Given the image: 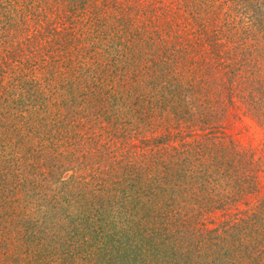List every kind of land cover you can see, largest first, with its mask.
Returning a JSON list of instances; mask_svg holds the SVG:
<instances>
[{
	"label": "trees",
	"instance_id": "16d2710c",
	"mask_svg": "<svg viewBox=\"0 0 264 264\" xmlns=\"http://www.w3.org/2000/svg\"><path fill=\"white\" fill-rule=\"evenodd\" d=\"M75 1L77 4L66 5L64 9L67 6L73 10L79 8L80 13L70 15L65 23L72 20L82 26L89 22L84 20L92 18L94 28L127 32L141 19L136 39L119 41L126 47L122 44L117 55L118 65L124 63L119 73H113L116 83L121 84L114 88L122 87L120 75L126 67V76L130 74L133 78L144 73L151 83L161 82L163 90L173 87L168 82L177 77V82L180 80L189 88L186 97L194 96L188 99L190 105L185 102L184 109H179L173 119L192 125L193 132L203 133L199 138L195 135L191 141L181 142L179 147L167 145L155 150L154 157L144 160L145 164L139 162V156L142 160L147 158L146 150L140 155L138 151L136 157L123 162L121 155L115 157L116 153L103 152L105 147L92 145L89 137L76 139L75 130L95 129L92 115L102 122L110 113L102 101L108 93H100L106 80L96 85L100 79L98 73L92 79L85 75L84 80L81 79L83 73L80 75L75 70H69L68 77H63L58 70L59 61L54 58L32 69L28 59H24L28 53L18 39L27 32L31 33L26 34L29 41L37 34L40 36L42 20L37 21L41 17L40 10L28 4L22 8L21 0H0L3 17L5 11H12L15 18L21 17V21L16 18V23L9 19L8 24L0 25V66L4 64L7 70L0 69V73H7L13 88L20 89L19 93L9 92L7 97L5 87L0 84V171L22 158L29 159V165H23L22 174L15 178L0 172V264H107L114 261L113 249L119 251L114 257L119 256V261L136 260L137 256L134 259L130 255L131 249H151L154 239L163 241L169 233H185L189 224L194 227L190 232L194 230L193 235H199L195 237L201 239L202 244L209 242L212 246L213 241L221 240L220 246V242L216 244L219 251L198 243L206 253L218 251L217 264L223 262L221 258L227 250L235 252L234 257L240 264H264V197L240 211L232 222L223 218L208 228L203 221V216L225 210L256 187L254 173L243 171L241 167L242 162L245 166L251 165L252 155H238L237 141L223 132L222 124L227 121L226 110L242 108L264 128V0L233 1L257 3L256 7L246 5L247 12L253 16L244 21L246 24L227 18L220 22L221 13L229 17L231 12L244 11V7L227 11L223 7L214 8L205 0H177L181 13L174 11V5L164 4V0H151L148 4H139L138 0ZM3 5L5 10L1 9ZM110 7L115 12L111 11L112 19ZM90 13L92 16L88 17ZM143 14L151 15L142 18ZM173 16L175 18L168 21ZM27 18L37 21L39 26L29 31L24 25ZM183 42L189 44L183 47L185 51L176 49L177 55L182 54L180 60L175 59L174 49L177 43ZM81 48L88 54V64L89 53ZM193 53L198 57L187 56ZM8 59L17 65L24 64L23 68L8 70L5 64L10 62ZM129 64L142 67L135 71L128 68ZM173 64H176L175 69ZM187 65L190 67L186 69ZM72 77L84 81L83 85L75 87ZM68 79L71 81L64 82ZM133 82L131 79L127 88L122 87L127 91L122 100L125 103L139 101L135 91L139 88ZM136 83L139 84V80ZM36 88L43 91L41 95ZM59 90L65 91L61 106L57 102ZM116 99L119 98L106 102L114 107ZM152 101L150 98L149 102ZM50 103L56 108L57 118L48 107L44 109V105ZM95 104L99 107L93 111ZM158 107L163 109L161 105ZM127 111L133 115L134 107ZM44 117L52 121L44 125ZM107 129L111 141L120 142L115 134L117 128L108 126ZM62 130L67 133L62 135ZM75 142L74 150L71 146ZM65 144L67 148L63 149ZM12 145L18 150L14 162L7 156ZM185 159L189 161L187 173L179 166ZM74 162L91 173L66 176L73 171L70 164ZM171 162L177 163L176 171L169 172ZM182 172L185 185L180 180ZM63 177L68 179L66 191L60 189ZM146 193L150 194L148 202L142 199ZM161 197L166 203L158 199ZM155 203L167 205L163 221L148 217ZM107 210H116L112 213L114 216L108 218ZM104 222L112 223L107 233L99 227ZM172 225L174 230L180 231H173ZM150 231H160V234ZM231 239L233 248L228 247Z\"/></svg>",
	"mask_w": 264,
	"mask_h": 264
},
{
	"label": "rangeland",
	"instance_id": "374dc122",
	"mask_svg": "<svg viewBox=\"0 0 264 264\" xmlns=\"http://www.w3.org/2000/svg\"><path fill=\"white\" fill-rule=\"evenodd\" d=\"M120 1H126V0H120ZM131 1V0H130ZM151 0H149L147 3L142 2V0H138L139 4H148ZM206 2L209 1L213 5L214 8L216 7H223L224 10H234L236 11V7H244V11L236 14L234 12H231V15L229 17H224L222 13L220 14V22H222L224 19H229V21H233L235 19L236 21L243 22L244 21L251 20L252 14L250 12H247L246 9L247 6L256 7L257 3L255 1H245L242 4H238L233 2L234 0H205ZM175 0H164L163 3L166 5H174V11L178 10L179 13H181V8L179 2H176ZM137 3V2H136ZM133 3V4H136ZM208 3V2H207ZM26 4L30 5L31 7L35 9H39L41 14L40 19L42 20V28H39L41 32L40 36L36 35V38L31 41L27 40L26 34L29 36L31 33H24L20 36V39L18 41H22L23 43V49L26 52L25 60L28 59L29 65H31V68L34 69V67H41L45 63H47L50 59H58L59 64L58 70L60 73H62L63 77H68L69 70H75L81 75V79L85 80V75L90 77V79L94 78V76L98 73L100 79L98 80L97 84H100L102 81L106 83L101 88L102 94L108 93V97L103 99L104 105L107 106V110L110 112L107 114V116L102 120V122L97 121V118L94 119V115L91 117L92 124L95 127H89V128H83L79 130H75L74 135H76V139H82L84 137H89L91 139L92 145H96L97 147L103 149L105 147V150L103 149V152H107L113 155V153L116 156L123 157L122 161L125 162L126 160H129V157H136V153L139 151V155L145 152V155H147V158H143L139 156V162L141 161L143 164L147 163L144 160L152 159L151 157H154V151L164 149L167 147V145H175L176 147L180 146L181 142L191 141L195 135L199 138V136L203 133L200 132H193L192 125L187 126L184 123H180L179 121H176L177 119H173L174 116L178 115L179 109H184L185 102H188V99L192 98L194 95L186 97L185 94H188L186 89L189 90V88H185L183 82H181L179 79V82H177V77H173L171 80V85L173 87H169L167 90H163L161 88V82L154 81V83H151L148 78L144 75V73L137 74V77H133L132 75L127 73V67L124 68L122 74L120 75V79L122 80L123 85L130 84V80H134L133 83H135V86H138L137 94L139 95V101H136V104L133 103H125L122 100H124L127 91L124 86V90H122V87L114 88L115 85L120 84V82L116 83L115 74L114 72L119 73L121 70L122 64L117 63V55L120 50H122V42L123 40H132L133 38L136 39V32L138 31L137 25L138 22H140L141 19L137 20L135 23V28L131 29V31H119V29L114 28L113 32H110L107 30L108 28H102L100 27L94 28L92 25L93 23L92 18H87L85 21H89L87 24H84L81 26L80 22H75L71 20V23H65V19L69 17L70 15H73L75 13H80L79 8H76V10H73V8H68V6L64 9V6L66 5H72L77 4L75 0H21V7L24 8ZM234 4H237L236 6ZM1 6V5H0ZM261 6V5H260ZM230 7V8H229ZM1 9L5 10V6L3 5ZM113 7H110V19H112V12ZM21 10V9H20ZM23 11V10H21ZM112 11V12H111ZM3 14L0 12V25L2 26L3 23L8 24V20L15 22L17 20L21 21L20 18H15L14 13L12 11H5ZM115 13V12H113ZM105 14V13H103ZM108 14H105L107 16ZM144 16L142 18H148L151 14H143ZM88 17H91L92 14H88ZM130 17V15L128 16ZM152 17V16H151ZM32 18V17H31ZM175 18L173 16L172 18L169 17L168 21ZM90 19V20H89ZM35 20H28V18L25 20L26 27H29V31L34 29L35 27L39 26V23ZM118 21V20H117ZM264 21V20H263ZM64 25H63V24ZM141 23V22H140ZM62 24V25H61ZM160 28V27H159ZM115 29L117 31H115ZM172 31L175 33V26H173ZM120 36V39L119 37ZM119 41H122L121 43ZM82 42V43H81ZM81 43V44H80ZM189 43H177L174 53H175V59H179V56L182 53H178L177 51L184 50L183 48L185 45H188ZM81 46L89 53L90 60L87 64L86 59L88 57V54L83 53ZM126 47L125 44H123V48ZM88 49V50H87ZM177 49V51H176ZM108 52V53H107ZM85 54V56H84ZM95 54V55H94ZM189 57H198L193 54H188ZM71 57V60L69 58ZM139 58V56H137ZM178 57V58H176ZM73 58V59H72ZM10 62L11 60L8 59ZM72 64H69L70 62ZM175 61V60H174ZM4 62V61H3ZM6 62V66L8 70H13L16 68H23L24 64H16L13 61ZM12 64V68L10 69ZM176 64H173V69H175ZM196 64H191V66H195ZM139 67L136 65H128V68L131 70H138ZM190 66L187 65L185 68H189ZM0 69L5 70L4 64H1ZM145 69V68H144ZM178 69V68H176ZM7 71V70H5ZM140 71V70H139ZM144 71V70H141ZM172 76V74H170ZM9 75L6 73H0V84L1 86L5 87L6 96L8 97L9 92L10 93H19L20 89L13 88V83L9 81ZM73 85L75 87L83 85L84 81H80L78 77H72ZM139 80V84L136 83ZM62 81L59 79V82ZM71 80H66L64 82H68ZM173 81V82H172ZM61 83V82H60ZM168 83L165 87L168 86ZM101 85V84H100ZM121 85V84H120ZM15 87V86H14ZM162 89V90H161ZM36 91L39 92L41 95L42 90L40 88H36ZM89 92V91H87ZM57 102L61 106L60 100L62 99L63 95H65V91L59 90L57 93ZM119 98L116 99L114 102H116V105L114 107H111L112 103L109 102V104L106 102L108 99L109 101H112V98ZM141 98V100H140ZM152 98L153 101L149 102V99ZM139 104L137 105V103ZM90 103L94 104V101H90ZM152 104V106L148 105ZM135 105H137L136 108H139V110L135 111ZM157 105V106H155ZM161 105L163 109H160L158 106ZM190 105V103H189ZM134 107V111H132L133 115H129L127 112V109ZM155 106V107H154ZM48 107L52 113L56 116V108L52 107V103L44 105V109ZM92 107V106H91ZM99 106L95 104V107H93V111L95 108H98ZM153 108V111L151 110ZM43 109V111H44ZM111 110V111H110ZM113 111L115 113H113ZM227 111V118L226 122H224L223 126V132H225L227 135L231 136L232 139L237 141V149L239 151L238 155H244L249 156L252 155V163L251 165L245 166L242 162L241 167H243V171H249L250 174L254 173L255 179H256V187L247 192L248 195H245L242 197L240 201L232 202L231 205L227 206L225 210H218L210 215H207V217L203 216L204 221V227L211 228L217 223L221 222L222 219L229 220L230 222L234 221V218L238 216V213L240 211H244L247 207L250 205H254L261 197H264V128L256 123L254 120L251 119L249 115H246L243 112L242 108L239 109H229ZM222 110L220 111V115ZM164 116V117H163ZM223 119V116H221ZM166 119V121H165ZM52 120L47 119L44 117V125L49 124ZM100 126L99 128H97ZM102 126V127H101ZM108 126H113L117 128L115 131V134L118 135V139L120 142H116L115 144L111 141V135H109V132L107 129ZM174 126V127H173ZM86 129V130H85ZM67 131L62 130V135H65ZM205 133V132H204ZM64 138V136H63ZM62 138V139H63ZM116 141V139H115ZM47 145V144H45ZM77 142L73 143L71 146L72 149H76ZM146 145V148H145ZM63 149L67 148L66 144L63 145ZM36 151H39V148L37 146L34 147ZM144 149V150H143ZM149 152V153H148ZM18 150L16 146H11L9 151L7 152L8 159L12 162H14L17 157ZM46 159V158H45ZM41 160L43 161V158L41 156ZM54 162V161H51ZM168 162V160H167ZM29 165V159L22 158L17 162L16 164H12L11 167H5L2 170V174L4 176H8L9 174L12 175L14 178L15 176L21 175L23 170V165ZM177 163L171 162L169 163L170 171H176ZM73 171H69L66 176L70 174H76V175H82L91 173L89 171L84 170L80 167V164L77 162L70 164ZM210 165L209 162L207 164ZM180 167H182L183 172L187 173V169L189 166L188 160H181V164H179ZM197 168V167H196ZM250 168V169H249ZM11 171V173H10ZM182 172V176L180 178L181 182H184L183 185L186 183V178L184 176V173ZM12 179V181L14 180ZM34 177L31 176V179ZM68 179L66 177H63L62 184L60 186V189L62 191L67 190V184L66 182ZM89 183H92V180L89 178ZM175 183V182H173ZM174 187V186H173ZM181 193L183 192L182 189H180ZM147 194V193H146ZM150 195V194H149ZM149 195L143 197L142 199L146 202L149 201ZM166 198H167V194ZM170 195H173V193ZM175 195V193H174ZM160 201L165 202L163 198H158ZM166 203V202H165ZM165 208V209H164ZM167 209V205H161V203L154 204L152 209L149 211L148 217L150 219H158V221L164 220V214L163 211ZM108 211V210H107ZM116 211V210H115ZM113 210H109L106 213V216L108 218H111L112 213L115 212ZM194 214H196L194 212ZM207 219V220H206ZM194 221V220H193ZM192 221V223H193ZM115 220L113 221V223ZM199 222V220H198ZM197 222V223H198ZM213 222V224H211ZM112 225L110 222H104L101 223L99 227L102 228L104 233L108 232L109 227ZM173 231H180L178 228L174 230L175 226H173ZM192 224L186 225V232H179V233H169L164 240L160 238L154 239L152 242L153 248L147 249L145 251H139V249H131L130 255L136 260L129 259L128 261H119L118 258H114L117 253V250L113 249L112 256L114 261H109L107 264H217L215 255L219 248L216 247V244L220 242L219 246L222 244L221 240L219 242H212V246L209 242H206L205 245L202 244L201 239L200 241L197 239L199 235H193L195 232L192 230V233L190 232L192 229ZM194 228V227H193ZM24 234H29L30 231H22ZM33 234V232H31ZM112 233V232H111ZM110 233V234H111ZM150 233H156L160 234V231H150ZM197 238H196V237ZM203 245L205 248L217 251L216 253H213L212 251L206 253L201 247H199V244ZM229 248H233V240H230V243L228 245ZM226 253H223L221 259H223V262H220V264H226L231 261V264H240L241 261L237 260L236 257H234L235 252L227 250ZM219 254V253H218ZM186 255V256H185ZM185 256V258H184ZM184 261H187V263H183Z\"/></svg>",
	"mask_w": 264,
	"mask_h": 264
}]
</instances>
